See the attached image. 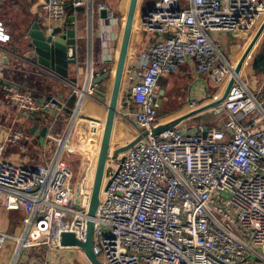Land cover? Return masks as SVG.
I'll list each match as a JSON object with an SVG mask.
<instances>
[{
    "label": "built area",
    "instance_id": "obj_1",
    "mask_svg": "<svg viewBox=\"0 0 264 264\" xmlns=\"http://www.w3.org/2000/svg\"><path fill=\"white\" fill-rule=\"evenodd\" d=\"M90 1L44 0L45 30L51 34L64 27L69 9L78 11ZM154 1L152 10L140 15L142 26L154 39L141 51L123 82H130L128 96L135 108L126 109L122 116L136 134L123 144L111 141L93 218V252L105 264L264 262L261 89L253 90L238 75L225 100L211 110L219 117L215 125L199 123L190 130L177 125L153 132L164 125L158 103L162 76L179 71L193 58L198 74L211 75L216 85L226 87L234 68L212 34L257 31L264 22V0ZM96 7L113 15L105 3ZM10 40V32L0 19V49L5 47L6 57L34 66L39 74L59 78L36 60H24L9 51L6 44ZM88 67L87 63L78 64L76 78ZM96 76L91 69L83 85L66 79L73 86L74 108L55 96L38 97L31 89L2 83L6 101L2 106L7 110L15 107L27 118L37 117L48 127L47 136L56 146L50 154V149L44 152L43 162L9 161L3 156L6 148L31 143L33 135L20 128L9 113L5 115L9 124L0 123L5 131L0 144V201L7 211L22 216L13 231L0 225V264H52L42 258L24 260L26 251L40 247L51 251L76 248L88 259L81 248L62 246L60 236L66 231L81 241L86 239L99 153L81 161L82 172L73 183L75 174L61 143L66 133L58 137L54 130L67 110L72 109V121L79 115L76 109L81 110L88 98L95 99ZM92 122L97 127L103 123L100 137L90 136L93 143L100 140V147L104 122ZM95 132L97 135L98 130ZM139 137L127 150L118 151Z\"/></svg>",
    "mask_w": 264,
    "mask_h": 264
},
{
    "label": "crops",
    "instance_id": "obj_2",
    "mask_svg": "<svg viewBox=\"0 0 264 264\" xmlns=\"http://www.w3.org/2000/svg\"><path fill=\"white\" fill-rule=\"evenodd\" d=\"M44 0H29L28 4V17L22 20L20 25V34L16 36L10 27L6 24L8 31L11 35V40L6 44V48L20 56V58H27L26 56L28 47V33L32 24L36 21L41 24L42 28L45 29L47 20L42 14V4ZM105 3L113 11V15L105 14L101 15V12L97 10L98 3ZM116 0H92L88 5L79 8L78 11L69 9V16H74L76 18V27L78 28V37L80 39L81 47L77 52V63L70 64V78H67L69 82L74 83L72 79L76 78L77 71L76 66L78 64H86L89 67L86 69L83 75L79 76L77 83L83 85L86 74L92 71L97 77H102L107 74L101 82H96L97 86L103 85V83H112V78L114 75V65L118 55L121 35L123 30V19L120 17V9L123 11V7L120 4L116 9ZM124 4V3H123ZM152 7V6H150ZM124 12V11H123ZM143 12H138V16L134 25L133 35L130 43L128 59L125 69V77L128 76L129 70H132L133 66L137 62L139 54L143 49H145L154 39L153 34L142 26L140 15ZM4 22V21H3ZM5 23V22H4ZM65 26L68 27L66 24ZM256 31H243L241 33H213L212 37L216 41L219 49L222 51L224 56L229 61L232 68L235 69L239 60L241 59L243 53L245 52L247 46L253 39ZM102 37H104L102 39ZM17 40V42H16ZM5 47H3L4 49ZM0 49V88L3 91L2 83L9 82L19 85L20 87L31 89L38 97L55 96L61 100L65 105L68 104L69 99L73 97V86L69 82L59 76L52 77L49 75H43L37 73L36 68L33 66H24L22 62L15 61L12 57H6V52ZM3 60V61H2ZM26 60V59H24ZM34 61L35 59H30ZM264 60V32L259 38L257 44L254 46L252 52L247 57L244 65L240 71V76L250 83V87L253 90L261 89L262 95H264V65L261 64ZM263 66V67H262ZM130 82L126 81V84L122 88V99L127 102V105L120 103L118 107V113L114 125L112 140L114 138L115 144H123L125 140L132 139L130 136L129 128L131 127L134 131L135 129L131 124L123 118L122 114L126 109H134L135 104L130 100L128 92L130 91ZM97 87V88H98ZM224 85L222 86V93L224 90ZM96 88V89H97ZM220 86L216 85L213 77L208 74H198L196 71L195 61L193 58H188L186 63L182 65L179 71L171 73L166 76H162L160 79V84L158 87V103H159V117L161 121L166 123H171L178 117L189 113L195 109H199L208 105L209 103L219 99L222 95L220 93ZM4 93V91H3ZM95 99L88 98L85 102L84 107L76 113L79 118L85 117L91 119L90 121L99 120L98 116H102L105 111L103 108L104 101L99 99L95 92ZM194 102V106L191 103ZM6 101L4 100L3 94L0 95V111L1 116L5 113L15 117V121L18 126L25 131L32 133L33 141L39 143L41 142L39 135H36L31 129L34 124H38L39 127H44L37 117L27 118L22 116L17 112L15 107H11L8 110L4 106ZM75 105H73V108ZM107 109V107H106ZM7 110V111H6ZM212 108L209 110L211 111ZM212 112V111H211ZM66 113H71L69 110ZM209 115L208 112L204 113ZM106 118V117H105ZM219 120V118H218ZM218 120L212 124H208L206 121L201 120V124L204 125H215ZM194 118L191 121H185L181 123L180 126L186 128L187 130L194 129L197 125ZM70 126V125H69ZM69 126L65 129V133L68 135L72 132V127ZM56 136V135H55ZM45 138L44 149L48 151V136ZM4 136L0 138V144L3 143ZM111 140V141H112ZM32 141V142H33ZM66 137L62 140L63 148L66 147L70 142H68ZM33 142V143H34ZM91 142V141H90ZM32 143H23L21 148L27 150ZM11 146V145H10ZM43 147V146H42ZM27 148V149H26ZM41 148V147H40ZM8 149V147H7ZM19 151V150H18ZM13 153L12 157H7L5 152L3 156L5 159L22 164H33L43 162L44 156L39 155L36 158H31L23 152ZM22 151V150H21ZM37 151V150H36ZM44 151V152H45ZM9 221L10 212L4 208L3 201H0V217ZM5 219V218H4ZM7 227H10V222H7ZM48 259L52 264H91L88 259L80 249L76 248H65L57 251L48 250L46 247L29 249L25 253V261L32 259Z\"/></svg>",
    "mask_w": 264,
    "mask_h": 264
},
{
    "label": "water",
    "instance_id": "obj_3",
    "mask_svg": "<svg viewBox=\"0 0 264 264\" xmlns=\"http://www.w3.org/2000/svg\"><path fill=\"white\" fill-rule=\"evenodd\" d=\"M140 5V0H129L128 8L125 15L121 41L119 46V51L117 59L115 61V72L112 80V85L110 89L109 83L99 86L96 89V95L102 101L108 99V105L106 109V120L104 123L102 140L99 148L97 166L95 171V177L92 188V195L89 207V219L87 223V234L85 241H81L76 238L73 232H62L60 236V243L62 246L66 247H79L81 248L88 257L91 264H105L100 260L93 252V218L96 214L99 202L100 194L103 186L104 172L106 166V160L108 157L109 147L111 145L114 125L118 113V107L120 104V98L123 88L124 75L126 69V63L129 54L130 43L133 35L134 25L136 21V16L138 13V8ZM151 7L148 11L152 10ZM102 16L107 14L106 10L100 11ZM147 11L143 12L146 14ZM67 26L58 27L53 33L49 34L38 21L34 22L30 27L28 33V47L30 48L26 52V56L30 59H35L43 67L50 69L57 73L59 76L67 79L70 78V64L77 63V52L81 47L80 39L78 37V28L76 27V18L74 16H69L67 20ZM264 32V22L261 24L259 29L256 31L253 39L247 46L245 52L243 53L241 59L234 69V74L229 79V82L221 97L202 108L195 109L189 113H186L171 123L160 125L159 127L153 129V132L158 133L167 128H171L185 121H191L192 118L196 123H200L201 120L205 118V112H208L211 108L216 107L221 104L228 95L231 86L234 84L236 77L240 74V71L244 65L245 60L252 52L254 46L257 44L259 38ZM107 77L103 75L102 77L95 78V82H101ZM77 82V78L72 79ZM110 89V94L108 91ZM127 105V102H124ZM72 112V109H69ZM36 135L40 137H46L48 133V127H39L38 124H34L31 129ZM140 139L132 141L130 144L122 147L118 151H125L131 147L135 142ZM117 151V152H118ZM108 186V185H107ZM107 188V187H106ZM79 200V196H77ZM76 206H79L76 204Z\"/></svg>",
    "mask_w": 264,
    "mask_h": 264
},
{
    "label": "rangeland",
    "instance_id": "obj_4",
    "mask_svg": "<svg viewBox=\"0 0 264 264\" xmlns=\"http://www.w3.org/2000/svg\"><path fill=\"white\" fill-rule=\"evenodd\" d=\"M29 0H0V19L2 21L5 22V24H7L10 29L14 32L15 34V39L16 36L18 34H20V25L22 23V20L28 17V2ZM116 6L120 4L124 5L123 7V11L120 9V17L123 19L124 17V13L127 10V1L126 0H116ZM124 3V4H123ZM116 9L118 8L115 7ZM125 20V18H124ZM17 42V40H16ZM111 85L112 83H110V89H111ZM110 89L108 91V95L110 94ZM220 93H222V87L220 88ZM3 94L2 89L0 88V95ZM104 105H106L103 108L104 114L102 116H98L99 120H94L96 122H104L106 120V107L108 105V99H106L104 102ZM209 115H206L204 118V121H206L208 124L212 123L214 124L217 120H218V115H215L214 113H212L211 111H208ZM3 116L1 117L0 123L2 125H7L9 124V121L6 120L5 117V113L2 114ZM91 119H87L85 117H79L76 119L73 129H72V137L71 139L69 138V142L70 144H68L65 149H64V157L67 160V162L70 164V166L72 167L73 171H74V178H73V183L76 182L77 176H79V174L82 172V168L83 165L81 164L82 160H86L87 158H95L96 155L99 153V143L100 140H98L96 143L90 142L92 141L90 136H98L100 137V133H101V128H102V124L98 125L97 130L98 133L96 135V132H92V130H90V126L92 124V121H90ZM59 123H57L58 125L55 127V132L54 135L60 137L61 135H64V130L68 127L69 122L71 121V114L69 113H65L64 115L60 116V119L58 120ZM2 127V126H1ZM0 127V138L2 136L5 137V131L3 128ZM99 128V129H98ZM130 131V136L133 137L135 136L136 132L130 127L129 128ZM48 141V147L50 146V152H47L48 154L51 153V151H53L55 149L54 146H56L55 144H52L53 142H50L49 139H47ZM71 140V141H70ZM45 138H41L40 142L41 145L40 146L39 143L37 142H31L32 144L28 147V149L25 151L21 148V146H23V143H18L16 145H11L8 147V149L6 148L5 150V155L7 157H12L13 153L18 152L20 154H22L23 152H26L25 154L27 156H30L31 158H36L39 155H43L44 154V144H45ZM112 142L114 143V138L112 140ZM55 143V142H54ZM41 147V148H40ZM22 150V151H21ZM37 150V151H36ZM49 150V149H48ZM23 156V154H22ZM86 158V159H85ZM5 218V219H4ZM4 218L0 217V225L1 226H6L7 227V222L8 219H6V216ZM4 228V227H3ZM256 264H264V262H258Z\"/></svg>",
    "mask_w": 264,
    "mask_h": 264
},
{
    "label": "trees",
    "instance_id": "obj_5",
    "mask_svg": "<svg viewBox=\"0 0 264 264\" xmlns=\"http://www.w3.org/2000/svg\"><path fill=\"white\" fill-rule=\"evenodd\" d=\"M126 1H127V8H128L129 0H126ZM154 3H155L154 0H140V5H139V8H138V12L140 11V13H141V12L148 11L151 8L150 6H152V7L154 6ZM123 15H124V17H123V23H124V18H125L126 12ZM137 16H138V13H137ZM137 16H136V19H137ZM261 64L264 65V60H263V62H261ZM114 68H115V65H114ZM114 72H115V69H114ZM112 80H113V78H112ZM75 100H76V97L73 95V97H71L69 99V102L67 104L68 108H72L73 107V105L75 103ZM21 220H22V216H21L20 213H17V212L10 213V217H9L10 227H8V230L9 231H13L15 229L16 225Z\"/></svg>",
    "mask_w": 264,
    "mask_h": 264
},
{
    "label": "bare ground",
    "instance_id": "obj_6",
    "mask_svg": "<svg viewBox=\"0 0 264 264\" xmlns=\"http://www.w3.org/2000/svg\"><path fill=\"white\" fill-rule=\"evenodd\" d=\"M79 111V110H78ZM77 114H76V116H75V118L71 121V123H70V126H69V129L72 127L73 128V126H74V123H75V121H76V119H77ZM92 124H93V122H92ZM97 129V125L96 124H93L92 126H91V130H92V132H94L95 130ZM69 134L67 135L66 134V137L69 139ZM69 143V141L67 142V144Z\"/></svg>",
    "mask_w": 264,
    "mask_h": 264
}]
</instances>
